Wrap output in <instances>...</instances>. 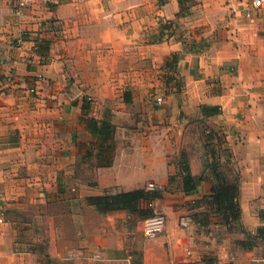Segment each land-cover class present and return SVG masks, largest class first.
<instances>
[{"label":"crops","instance_id":"obj_1","mask_svg":"<svg viewBox=\"0 0 264 264\" xmlns=\"http://www.w3.org/2000/svg\"><path fill=\"white\" fill-rule=\"evenodd\" d=\"M251 2L33 0L20 17L0 0V264H264V8L247 17ZM205 105L221 108L206 120L240 175L231 226L212 215L207 172L190 159L189 194L180 174ZM150 183L165 187L157 238L86 203Z\"/></svg>","mask_w":264,"mask_h":264},{"label":"trees","instance_id":"obj_2","mask_svg":"<svg viewBox=\"0 0 264 264\" xmlns=\"http://www.w3.org/2000/svg\"><path fill=\"white\" fill-rule=\"evenodd\" d=\"M165 29H168V25H163ZM222 112L221 108L218 106L205 105L201 107V114L203 120L211 116L219 115ZM94 122V121H93ZM223 137L227 145L226 135L222 129ZM100 134L103 133V129L99 130ZM102 132V133H101ZM105 134V133H104ZM106 141H113V135L110 130L106 131ZM228 146V145H227ZM108 148V158L106 159V164L110 165L112 163L111 152L114 149V145L109 143ZM228 156L232 158V153L228 148ZM180 164V174L183 176V186L184 192L186 194L192 193L196 190V184L194 177L191 172V167L189 161H181ZM215 174L213 175L206 173V177L211 180L212 183V203L211 207L213 209L212 215H221L227 225H233V223L240 222L241 208L239 204L240 196V175L237 172L233 181H229L222 172L218 171L217 167H212ZM207 172V171H206ZM205 173V172H204ZM203 173V178H204ZM171 180V179H170ZM161 193L159 191H148L147 189H135L126 192L117 193H105L102 195H95L86 198V203L91 206H95L101 213L108 214L115 211H128L133 214L138 215L142 219H148L153 217L154 210L152 208V202L159 198ZM262 219H264V212L261 213ZM196 224H205V222L200 221L196 218ZM259 234L264 236V229L259 230ZM243 247L250 248L245 242H241ZM46 259L47 264H51L49 257Z\"/></svg>","mask_w":264,"mask_h":264},{"label":"rangeland","instance_id":"obj_3","mask_svg":"<svg viewBox=\"0 0 264 264\" xmlns=\"http://www.w3.org/2000/svg\"><path fill=\"white\" fill-rule=\"evenodd\" d=\"M185 132L177 150V153L180 154L179 161L190 162L192 159L197 165V170L199 169L202 173L207 171L208 174L212 173L213 175L215 172L212 167L218 166V171L222 172L229 181H233L238 170L232 158L228 156V147L220 127L199 118V116H194L187 122ZM162 187L160 193L165 192V187L163 185ZM159 215L166 217L165 214ZM42 247L46 249L45 245ZM45 260L44 264H46Z\"/></svg>","mask_w":264,"mask_h":264},{"label":"built area","instance_id":"obj_4","mask_svg":"<svg viewBox=\"0 0 264 264\" xmlns=\"http://www.w3.org/2000/svg\"><path fill=\"white\" fill-rule=\"evenodd\" d=\"M227 3H232L233 0H225ZM33 0H15L14 14L17 16L23 17L25 15V11L29 8ZM264 8V0H252L251 6L246 10V16L251 17L255 10ZM24 36L21 35L17 39V46L21 47L23 45ZM158 102L162 103L163 99L161 97L158 98ZM162 185L157 183H150L147 186L148 191H158L162 189ZM191 222L190 217H186L182 220L181 225L183 227H187ZM166 226V217L164 215H156L144 220V228L143 233L146 238L153 239L159 237L164 231ZM191 249L187 248L184 251V255L190 256Z\"/></svg>","mask_w":264,"mask_h":264}]
</instances>
